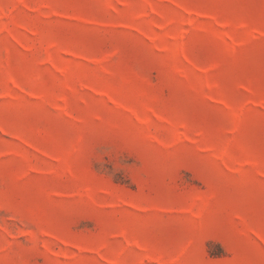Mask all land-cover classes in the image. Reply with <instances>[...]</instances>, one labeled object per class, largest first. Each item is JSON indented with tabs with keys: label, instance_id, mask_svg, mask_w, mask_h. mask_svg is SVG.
<instances>
[{
	"label": "rangeland",
	"instance_id": "374dc122",
	"mask_svg": "<svg viewBox=\"0 0 264 264\" xmlns=\"http://www.w3.org/2000/svg\"><path fill=\"white\" fill-rule=\"evenodd\" d=\"M0 264H264V0H0Z\"/></svg>",
	"mask_w": 264,
	"mask_h": 264
}]
</instances>
